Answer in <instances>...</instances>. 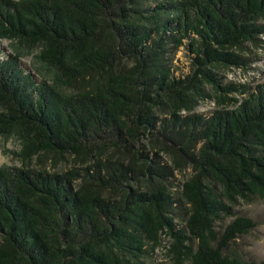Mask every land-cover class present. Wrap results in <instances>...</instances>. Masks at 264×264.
I'll use <instances>...</instances> for the list:
<instances>
[{
    "label": "trees",
    "instance_id": "trees-1",
    "mask_svg": "<svg viewBox=\"0 0 264 264\" xmlns=\"http://www.w3.org/2000/svg\"><path fill=\"white\" fill-rule=\"evenodd\" d=\"M263 33L264 0H0V264H144L159 246L168 264H264L233 209L264 200V82L220 73Z\"/></svg>",
    "mask_w": 264,
    "mask_h": 264
},
{
    "label": "rangeland",
    "instance_id": "rangeland-1",
    "mask_svg": "<svg viewBox=\"0 0 264 264\" xmlns=\"http://www.w3.org/2000/svg\"><path fill=\"white\" fill-rule=\"evenodd\" d=\"M263 40L261 46L253 49V59L246 67H234L222 68L220 73L223 74L224 82L234 81L236 83H247L250 86H254L256 83L264 82V33L260 35ZM7 40L1 41V46L4 49L7 48ZM256 56V58H254ZM193 58V54L188 51L186 45H182L176 52L174 59V73L179 76L189 72L190 62ZM24 64H28V58L22 60ZM215 108V102L212 99H206L201 101L197 107V111H207ZM7 148H14V144L8 142ZM10 156L2 152L0 148V164L10 163ZM190 173L189 169H185L182 173H176L178 180V189L180 183ZM236 215H243L252 218L256 225L250 229L247 233L236 238V246L239 249L241 255L248 259L259 261L264 259V200L255 199L252 202L244 203L239 202L234 206ZM236 215H224L219 221L216 222L218 229H222L229 221H231ZM168 238L162 236V245H168ZM164 247L159 246L151 256L144 259V264H168V259L164 255Z\"/></svg>",
    "mask_w": 264,
    "mask_h": 264
}]
</instances>
